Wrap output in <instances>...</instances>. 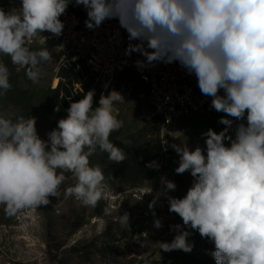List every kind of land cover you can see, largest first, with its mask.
<instances>
[{
	"label": "clouds",
	"instance_id": "1",
	"mask_svg": "<svg viewBox=\"0 0 264 264\" xmlns=\"http://www.w3.org/2000/svg\"><path fill=\"white\" fill-rule=\"evenodd\" d=\"M75 3L87 9L89 29L116 18L129 40L140 41L130 44L126 54L140 52L148 64L179 62L195 75L201 94L212 97L211 107L226 114L219 121L227 126L223 131L203 134L206 155L199 146L190 150L186 143L171 145L179 155L175 172H190L193 184L183 198L168 196L169 211L214 242L216 264H264V0ZM68 4L69 0H21L18 9L0 8V54L25 68L33 83L40 80L41 63L53 59L43 47L48 38L41 33L61 35L64 24L59 17ZM38 38L42 47L32 50L29 44ZM9 75L0 62V95L12 87ZM93 97L90 90L72 102L67 118L58 121L47 140L37 134L34 117L21 116L16 122L0 117V205L7 216L35 212L50 203L49 197L60 198L61 185L68 180L65 173H70L72 184L64 189V198L74 197L92 208L104 200V214L116 211V219L128 224L129 214L120 215L121 206L115 204L121 194L108 190L104 171L89 159L97 148L113 163L126 159L110 141V135L123 127L114 105L125 100L113 90L102 94L94 108ZM226 117H246L234 138L226 136L233 124ZM146 167L159 165L152 161ZM161 181L165 192L175 191L173 181ZM155 227H161L159 220ZM188 235L181 232L171 243L159 242L160 249L190 252Z\"/></svg>",
	"mask_w": 264,
	"mask_h": 264
},
{
	"label": "rangeland",
	"instance_id": "2",
	"mask_svg": "<svg viewBox=\"0 0 264 264\" xmlns=\"http://www.w3.org/2000/svg\"><path fill=\"white\" fill-rule=\"evenodd\" d=\"M0 6L20 7L21 0H0ZM42 46H35L32 50H39ZM53 59L42 62L41 77L38 83H33L26 75V69L11 62L10 57L0 54V62L9 70V81H14L23 90L30 92L34 102L30 110L25 111L14 104H6L0 98V117L16 122L19 117H34L36 130L43 140L48 139V133L57 129L58 121L67 118L68 107L61 101L68 96L65 88L73 95L81 92L85 95L96 87L101 90L103 77L89 71L84 66L77 72L81 77L80 84L63 79L62 73L72 76L71 64L63 61L61 52L54 45H46ZM73 79V78H72ZM135 85L132 90L123 92L125 84ZM63 84V85H62ZM119 92L125 102L114 105L117 118L123 121V130L119 135L121 140L130 141L136 146L145 141L156 143L166 142L172 154L171 181L176 184L172 197L183 198L193 184L190 172L177 174L179 155L171 147L172 144L186 143L190 150L197 146L205 150L206 137L203 135L209 128L208 112L196 113L181 119L170 127L161 126L149 102L147 91L140 86L134 75L129 72L119 74L108 93ZM1 97V95H0ZM112 135V134H111ZM110 135V137H111ZM92 166L99 165L105 174V183L114 190L132 189L131 181L119 168L113 167L94 154L90 158ZM72 184L71 176L61 185L60 198L49 197L50 203L37 209L33 228L25 231L21 227L13 229L8 239H4L6 253H15L20 260L15 264H162L171 256L180 254H195V250L205 247L199 241L193 240L192 230L183 225L178 214L174 222L163 223V228L156 229L146 224L142 210L144 208L133 201L125 202L119 211L120 215L129 214L128 224L105 218L101 201L96 208L85 207L79 202L64 198V189ZM155 179L139 181L136 187L153 186ZM169 211V204L167 207ZM16 216L9 217L0 207V225H16ZM118 216V214H117ZM116 216V217H117ZM179 225V228L175 226ZM181 232H188L186 240L192 246L190 252L172 250L165 252L160 249L159 242L171 243ZM13 233V234H12ZM12 237V238H11ZM7 244V245H6ZM196 246V248H194ZM204 249V248H203ZM194 250V251H193Z\"/></svg>",
	"mask_w": 264,
	"mask_h": 264
},
{
	"label": "built area",
	"instance_id": "3",
	"mask_svg": "<svg viewBox=\"0 0 264 264\" xmlns=\"http://www.w3.org/2000/svg\"><path fill=\"white\" fill-rule=\"evenodd\" d=\"M0 8L7 12L19 7L0 6ZM59 19L64 24L61 35L55 36L50 32H44L41 35L48 38L46 45H54L58 48L63 61L71 64L76 72L84 66L91 74L93 72L103 77L101 90L99 91L96 87L92 88L93 103H99L101 95L108 94L119 74L129 72L136 77L138 84L146 89L152 110L163 121L164 127L173 126L181 119L200 112L221 113L211 107L212 97L201 94L195 75L189 74L179 62L148 64L146 57L140 52L126 54L130 44L135 45L140 41L129 40V34L120 26L118 19H106L99 27L89 29L85 24L88 19L87 9L83 5H77L75 0H69L66 11ZM35 46H42L39 38L29 44L31 49ZM138 61L143 63L138 64ZM133 87L135 85L127 83L122 91L128 92ZM219 94L224 95L222 89ZM161 150V169L156 184L127 190H114L108 186L109 191L121 194L115 201L117 208L121 206L120 210L128 201H133L143 208L150 207L151 204L153 210L147 208L141 212L147 221L146 224L156 229L157 220L161 223L158 229L163 228L164 221L174 222L176 220L175 214L167 210L168 196H172V191L165 192V186L161 181L162 177L171 181L172 154L165 142L161 143ZM68 199L77 202L74 197H68ZM101 203L104 209L107 202L102 200ZM36 213L37 210L35 212L22 211L18 213L15 220L16 225H0V264H15L20 260L14 256L15 251L9 250V253H6L5 247L2 246L4 239L7 240L12 230L18 227L25 231L32 229L33 222L37 220ZM117 214L118 212L114 211L111 215L104 214V216L107 219L118 221Z\"/></svg>",
	"mask_w": 264,
	"mask_h": 264
},
{
	"label": "trees",
	"instance_id": "4",
	"mask_svg": "<svg viewBox=\"0 0 264 264\" xmlns=\"http://www.w3.org/2000/svg\"><path fill=\"white\" fill-rule=\"evenodd\" d=\"M61 76L63 79H69V82H71V80H74L75 82L73 83L76 84H80L81 82L80 75H78L74 69L72 72L73 77H70L69 75H66L64 73H62ZM9 82L12 85V87L6 94L1 95L0 97L1 100H3V102H5L6 104H14L16 106H19L25 111L30 110L34 102V97L30 94V92L23 90L21 87H19L16 84V82L14 81H9ZM65 91L68 94V96H66L61 101V104H64L68 108L70 107V104L72 102H76L82 99L84 96L83 93L79 92L74 96L75 98L68 100L73 95L66 88ZM98 106L99 103H93L94 108ZM210 116L211 117L207 119V123H206L209 129H212L217 133H219L227 127L226 125L219 123L221 117H225L226 114L221 112L219 114H211ZM156 118L160 123V125L162 126L163 121L159 117ZM226 118L233 119V124L226 133V136H231L232 138H234L237 126L240 123L246 124V117L244 120H235L234 118L231 117H226ZM122 130L123 128L113 132L110 137V141L115 146L121 148L126 155V159L122 163L119 164L113 163L108 159V154L101 152L99 148H97L95 154L98 155L101 159L106 161L111 166L119 168L121 172L123 171L124 175L126 176V177L123 176V178H126L128 179V181H131L130 185L132 186V188H135L139 181H144V180L155 179V184H156L157 179L159 177V173L161 169V161H162V150L160 143H156L153 141H145L139 145L134 146L129 140L125 141L119 138V135L121 134ZM225 145L230 146V141L228 139L225 140ZM152 161H155L159 165V167L158 168L146 167V165ZM65 175L71 176L70 173H65ZM188 229L192 230L193 232L192 233L193 240L199 241L201 246L203 245L202 242L205 243V247H203L204 249L202 248L200 250H195L196 253L195 254L193 253L191 255L180 254L174 257L171 256L168 260L162 262V264H216L215 259L212 255V253L215 251L214 242L208 238H202L198 230H194L190 226L188 227ZM194 248H196V246H194Z\"/></svg>",
	"mask_w": 264,
	"mask_h": 264
}]
</instances>
